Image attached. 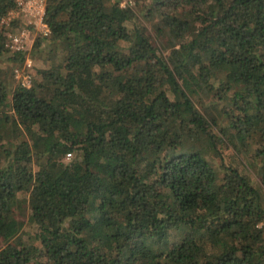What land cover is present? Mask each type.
<instances>
[{
  "label": "trees",
  "instance_id": "1",
  "mask_svg": "<svg viewBox=\"0 0 264 264\" xmlns=\"http://www.w3.org/2000/svg\"><path fill=\"white\" fill-rule=\"evenodd\" d=\"M134 1L46 0L25 86L0 0V264H264V0Z\"/></svg>",
  "mask_w": 264,
  "mask_h": 264
},
{
  "label": "built area",
  "instance_id": "2",
  "mask_svg": "<svg viewBox=\"0 0 264 264\" xmlns=\"http://www.w3.org/2000/svg\"><path fill=\"white\" fill-rule=\"evenodd\" d=\"M19 7L10 11L1 19L3 28L9 27L16 19L24 24L15 33L9 32L5 43L12 53H18L25 60L22 66L15 68V76L25 86H31L33 81V59L29 51L36 37V31L42 35L50 34L51 30L45 20L46 0H18ZM72 154L68 153L70 158Z\"/></svg>",
  "mask_w": 264,
  "mask_h": 264
},
{
  "label": "rangeland",
  "instance_id": "3",
  "mask_svg": "<svg viewBox=\"0 0 264 264\" xmlns=\"http://www.w3.org/2000/svg\"><path fill=\"white\" fill-rule=\"evenodd\" d=\"M121 3L124 4V5L125 4L133 5L135 3V1L134 0H121ZM53 46H54V44L51 45V47H53ZM33 50L34 49L32 47L31 50H30V54L33 53ZM37 56H38V54L36 53V56L34 58L35 59L34 61H35V63L37 62L36 63L37 64V67L38 68H45L46 66H44L42 60L39 59ZM10 65H11V62H8V60H7L6 56H5V58L2 60V66H3V69L5 70V72L8 71L10 73V67H9ZM22 212H23L22 215H24L25 217H29L28 208L24 209ZM178 238H179V234L175 233V234L172 235L171 240L174 241V240H176Z\"/></svg>",
  "mask_w": 264,
  "mask_h": 264
}]
</instances>
